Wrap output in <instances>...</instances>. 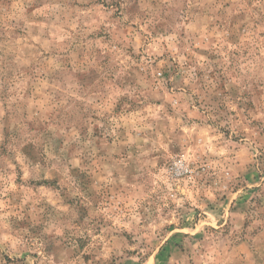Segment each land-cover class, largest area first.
<instances>
[{
	"label": "rangeland",
	"instance_id": "1",
	"mask_svg": "<svg viewBox=\"0 0 264 264\" xmlns=\"http://www.w3.org/2000/svg\"><path fill=\"white\" fill-rule=\"evenodd\" d=\"M0 264H264V0H0Z\"/></svg>",
	"mask_w": 264,
	"mask_h": 264
}]
</instances>
